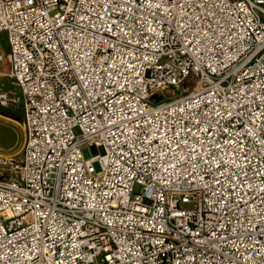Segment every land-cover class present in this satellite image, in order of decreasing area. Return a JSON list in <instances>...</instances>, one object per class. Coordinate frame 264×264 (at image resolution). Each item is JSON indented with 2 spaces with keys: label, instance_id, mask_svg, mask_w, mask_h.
<instances>
[{
  "label": "built area",
  "instance_id": "2783aa9c",
  "mask_svg": "<svg viewBox=\"0 0 264 264\" xmlns=\"http://www.w3.org/2000/svg\"><path fill=\"white\" fill-rule=\"evenodd\" d=\"M3 32L0 264H264V0H0Z\"/></svg>",
  "mask_w": 264,
  "mask_h": 264
},
{
  "label": "rangeland",
  "instance_id": "374dc122",
  "mask_svg": "<svg viewBox=\"0 0 264 264\" xmlns=\"http://www.w3.org/2000/svg\"><path fill=\"white\" fill-rule=\"evenodd\" d=\"M0 50L5 55L9 53L8 35L6 32L0 35ZM8 69L9 65L5 64L4 70L2 71L3 74L0 75V95L8 94L9 97H16L18 100L22 95V91L12 78L4 75ZM23 115L21 100L17 103H10L8 106H3L0 103V148L3 152L13 153L20 150V145L24 138L22 126ZM83 154L86 159L93 157V151L88 146L83 148ZM95 166L97 169L99 168L98 163ZM186 207L191 208L193 204H187Z\"/></svg>",
  "mask_w": 264,
  "mask_h": 264
},
{
  "label": "trees",
  "instance_id": "16d2710c",
  "mask_svg": "<svg viewBox=\"0 0 264 264\" xmlns=\"http://www.w3.org/2000/svg\"><path fill=\"white\" fill-rule=\"evenodd\" d=\"M5 114H7V113H5Z\"/></svg>",
  "mask_w": 264,
  "mask_h": 264
}]
</instances>
